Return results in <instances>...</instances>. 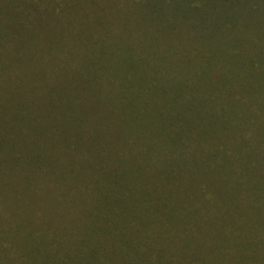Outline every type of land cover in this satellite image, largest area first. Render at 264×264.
Returning <instances> with one entry per match:
<instances>
[{
  "label": "rangeland",
  "instance_id": "rangeland-1",
  "mask_svg": "<svg viewBox=\"0 0 264 264\" xmlns=\"http://www.w3.org/2000/svg\"><path fill=\"white\" fill-rule=\"evenodd\" d=\"M234 1L0 0V264H264V0Z\"/></svg>",
  "mask_w": 264,
  "mask_h": 264
},
{
  "label": "trees",
  "instance_id": "trees-1",
  "mask_svg": "<svg viewBox=\"0 0 264 264\" xmlns=\"http://www.w3.org/2000/svg\"><path fill=\"white\" fill-rule=\"evenodd\" d=\"M205 1V3H207L208 4V6H210V8H211V10L210 11H212L213 9H215V7H217V9H218V6L219 7H221V6H223L224 8H230L232 5H235L236 4V2L234 1V0H218V2H210V1H212V0H204ZM221 3H222V5H221ZM242 2H240V3H238V4H241ZM197 4L198 3H193V4H191L190 6H191V9H193L194 7H196L197 6ZM239 7V5H235V7ZM253 6H255V5H253ZM257 6V8H255V9H258V7H259V5H256ZM232 13L233 12H231V15H232ZM206 14H207V16H208V18H211V13H209V12H206Z\"/></svg>",
  "mask_w": 264,
  "mask_h": 264
}]
</instances>
